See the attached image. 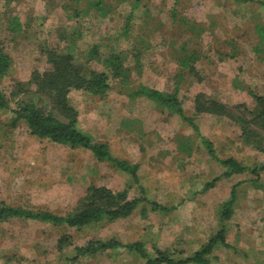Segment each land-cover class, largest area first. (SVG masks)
<instances>
[{"label":"rangeland","instance_id":"1","mask_svg":"<svg viewBox=\"0 0 264 264\" xmlns=\"http://www.w3.org/2000/svg\"><path fill=\"white\" fill-rule=\"evenodd\" d=\"M175 1L149 0L146 12L143 7L134 9L131 39L141 35L146 20L152 21H148L149 45L142 44L139 62L129 66L127 86L112 80L110 92L102 98L82 89L69 93L80 128L95 141L105 142L116 158L136 164V178L98 161L92 150L38 138L21 122L12 127L11 113L0 110V202L65 214L89 185L125 189L129 198L141 199L126 218L79 229L22 218L0 221V264H67L74 247L108 238L142 242L152 256L156 248L190 252L217 230L221 202L232 185L248 179L249 173L222 178L201 192L205 181L222 168L205 152L192 127L178 115L146 98H131L127 92L138 84L169 92L177 85L189 116L197 92L229 106L244 103L252 108L255 101L250 91L264 94V32L258 27L264 26V6L258 0H178L174 5L178 13L203 28L198 34L171 27L169 9ZM128 3L118 4L111 19L86 21L82 29L87 33L71 49L79 62H87V49L94 44L101 50L120 48L122 20L131 9ZM57 4L0 0V47L12 59L1 84L5 92L17 81L27 82L34 70L49 66L42 48L67 43L60 34L73 31L76 22L66 20ZM184 44L199 54L192 75L178 64L182 55L178 50ZM132 46L127 41L122 45ZM193 117L220 156L233 155L249 165L264 162V153L245 145L238 125L228 118ZM153 202L173 208L161 212L152 208ZM227 228V240L236 250L217 246L215 264H264V191L248 182L240 185ZM63 236L70 244L59 248ZM73 264H144V260L122 247L80 257Z\"/></svg>","mask_w":264,"mask_h":264},{"label":"trees","instance_id":"2","mask_svg":"<svg viewBox=\"0 0 264 264\" xmlns=\"http://www.w3.org/2000/svg\"><path fill=\"white\" fill-rule=\"evenodd\" d=\"M58 2L60 13L66 20H75L76 26L70 33L63 32L60 39L67 43L62 46L42 48L46 53L49 66L43 71L34 70L27 82L17 81L9 92H5L1 84L8 74L12 59L10 53L0 47V110L11 113L10 125L15 127L18 123L25 124L28 132L42 139L65 145L70 148L82 147L92 150L98 161L124 170L134 179L137 176L138 166L131 165L127 160L118 159L111 154L105 142H98L89 133L82 130L78 122V112L70 103L71 90L82 89L98 97H105L111 90L112 80H119L127 86L130 83V67L139 62L142 44L149 45L146 41L150 33V24L146 20L144 31L136 39L131 34V23L134 18V9L146 7L149 0H47ZM246 2L250 0H238ZM129 2V3H128ZM165 4L167 0H160ZM178 0L169 9L171 27L180 28L183 31L201 33L203 28L195 27L187 18L181 16L177 9ZM130 4L128 15L122 20L120 29V48L108 47L100 49L99 44L89 46L86 63L79 62L72 52L73 46H78L77 41L85 32L82 27L91 19H111L116 12L118 4ZM264 6V0H258ZM175 5V6H174ZM147 17H150L149 15ZM17 27L20 22L17 18ZM174 23V24H173ZM264 32V26H258ZM12 28V27H11ZM264 34V33H263ZM119 37V38H121ZM118 38V39H119ZM125 41L133 44L131 49L122 47ZM139 45V46H137ZM263 48V47H262ZM178 64L186 70L187 74H194L195 63L199 60V54L193 47L184 44L179 50ZM260 51V50H259ZM261 51H264L262 49ZM85 50H82L83 54ZM86 61V60H85ZM180 74V73H179ZM251 92L255 104L249 108L244 103L228 104L197 92L193 97V115L208 114L217 117L228 118L240 129L241 141L258 152L264 153V94ZM131 98L143 97L159 108L168 110L171 114L178 115L184 122L192 127L196 139L200 140L205 152L215 160L222 168L221 173L205 181L201 192L212 189L222 178L233 175L249 173L248 179L238 181L231 187L226 200L221 202L217 214L218 228L210 233L197 248L190 252L173 251V247L156 248L155 254L150 255L142 242L133 241L123 243L116 238L90 240L80 246L74 247V253L66 257L67 264L75 263L80 257H92L98 253H106L124 247L129 252L138 253L144 260V264H215L213 255L217 246L233 248L227 240L228 222L230 221L237 201V189L243 183H250L254 188L264 191V162L246 164L233 155L220 156L214 143L200 133V128L195 117L186 114L182 98L178 97V86L172 91H163L143 84L130 86L127 92ZM185 144V143H184ZM183 144V145H184ZM184 147V146H183ZM140 198H129L127 190L113 191L103 186L89 185L78 202L65 214H57L46 209H31L18 205L0 202V221H8L13 218L36 220L50 223L54 226H65L79 229L82 227L111 223L130 216L140 202ZM152 208L161 212H169L173 207L160 205L153 202ZM70 244L66 236L58 240V247L63 248ZM40 264V263H34Z\"/></svg>","mask_w":264,"mask_h":264}]
</instances>
